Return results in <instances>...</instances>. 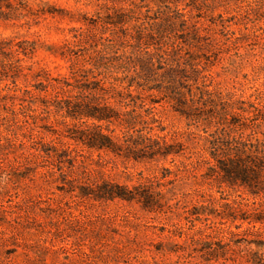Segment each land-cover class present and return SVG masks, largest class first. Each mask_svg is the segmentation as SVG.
Returning <instances> with one entry per match:
<instances>
[{
  "label": "trees",
  "instance_id": "1",
  "mask_svg": "<svg viewBox=\"0 0 264 264\" xmlns=\"http://www.w3.org/2000/svg\"><path fill=\"white\" fill-rule=\"evenodd\" d=\"M145 1L104 0L102 14L69 28L59 51L70 62L67 74L34 69L33 41L0 39V83L5 81L0 89V170L5 171L1 159L18 151L13 158L17 166L26 172L40 167L36 172L45 180L58 172L62 184L57 187L77 200L136 202L147 212L163 214L180 209L185 223H174L172 233L185 234L191 251L179 243L167 249L158 241L148 248L150 259L134 256L138 264H163L161 256L171 253L184 261L195 253L206 262L264 264V84L246 98L210 88L212 75H200V57L189 50H201L206 39L197 21L188 24L182 10L150 16L143 10ZM151 1L168 9L178 2ZM261 2L250 0L245 16L252 12L264 19ZM22 9L21 3L0 2V18L25 16ZM162 100L189 124L203 123V128L165 132L158 111ZM51 113L64 129L48 128L44 121ZM45 131L62 146L46 141ZM71 144L134 162L170 158L175 169L162 168L131 186L97 179L92 166L97 160L87 162ZM77 164L81 178H66ZM189 179L216 186L219 196L195 188L198 198L186 202L175 196L174 187L167 188ZM224 188L237 192L236 197L230 199ZM6 213L0 206V218L11 224ZM243 223L242 233L230 228ZM60 249L68 251L64 245Z\"/></svg>",
  "mask_w": 264,
  "mask_h": 264
},
{
  "label": "rangeland",
  "instance_id": "2",
  "mask_svg": "<svg viewBox=\"0 0 264 264\" xmlns=\"http://www.w3.org/2000/svg\"><path fill=\"white\" fill-rule=\"evenodd\" d=\"M5 1L7 0H0L1 3ZM8 1L21 3V14L26 15L10 19L0 18V39L33 41L35 52L30 59L33 68H43L51 76L68 73L70 62L59 55L62 40L70 36L68 29L81 26L82 22L91 21L98 14H102L101 4L104 2ZM249 1L178 0L169 4L168 9L163 4L158 3L160 6H157L154 1L146 0L143 10L150 16H162L165 13L176 15V10H182L188 24L189 21L196 20L199 33L205 35L206 39L202 41L204 45L201 50H189L197 52L200 57L197 59L199 64L196 65L201 71L200 75H212L210 88L215 86L223 94L232 92L246 98L253 93L255 86L264 84V30L259 29L264 27V19L257 20L250 11L249 16H245ZM261 5L264 8V0ZM169 30V27L166 28V32ZM254 30L260 34L259 37H254ZM174 33L179 34L176 30ZM246 36L247 39L243 38ZM32 79L31 76L28 77L31 82ZM4 82L0 83V89ZM262 97L264 98V95L260 98ZM158 111L165 132L197 131L204 126L203 123H197L198 127L196 124H189L166 100H162ZM45 117L44 122L48 128L64 129L63 125L55 122L54 114H46ZM2 128L0 126V130ZM44 138L46 141L53 139L57 147L62 146L50 131H45ZM70 148L84 155L87 162H91L90 159L97 160V163L92 164L97 170L94 174L97 179H108L129 186L137 184L142 177L160 174L162 168L175 169L170 158L134 162L111 153L98 154L94 150L73 144ZM17 154L18 151L12 152L8 157L1 159L5 171L0 170V206L6 210L7 219L11 220V224L0 218V264H138L134 256L150 259L148 248L154 249L150 244L158 241L167 249L173 247L174 243H179L187 251H191L189 239L185 234L179 236L172 233L174 223H185L179 214L180 209L163 214L147 212L136 202L128 204L117 201L77 200L57 187L62 184L58 172L47 177L48 180L36 172L42 170L40 167L35 172H26L24 166H17L13 161ZM178 160L176 158L175 162ZM77 166L78 164L66 173V178H81L83 173L81 174ZM171 187H174L175 196L186 202H194L195 198H198L192 193L195 188L209 192L215 198L219 196L216 186L207 183L195 185L191 179L176 181L167 186ZM163 190L169 198L174 197L166 188ZM227 191L230 193V199L236 197L237 192L224 188V192ZM175 200L176 198H173L170 202ZM161 227H164L163 231ZM245 227L246 223H243L238 229L233 225L230 228L242 233ZM260 231L264 234V226ZM245 236L253 237L249 233ZM62 245L67 247V252L60 249ZM139 246L146 249L138 251ZM193 255L189 261L178 260L174 253L161 258L163 264H237L232 261L222 263L221 260L206 262L198 254Z\"/></svg>",
  "mask_w": 264,
  "mask_h": 264
}]
</instances>
